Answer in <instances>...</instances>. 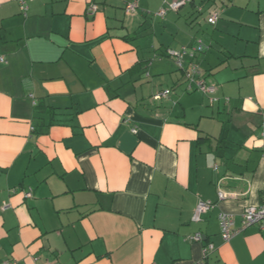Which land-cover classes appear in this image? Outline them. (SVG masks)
Listing matches in <instances>:
<instances>
[{
	"label": "crops",
	"instance_id": "crops-1",
	"mask_svg": "<svg viewBox=\"0 0 264 264\" xmlns=\"http://www.w3.org/2000/svg\"><path fill=\"white\" fill-rule=\"evenodd\" d=\"M173 1L0 0V264H264V223L219 224L264 203V0H221L215 25L211 0L205 27L206 0L157 15ZM199 41L215 103L167 54Z\"/></svg>",
	"mask_w": 264,
	"mask_h": 264
},
{
	"label": "built area",
	"instance_id": "built-area-1",
	"mask_svg": "<svg viewBox=\"0 0 264 264\" xmlns=\"http://www.w3.org/2000/svg\"><path fill=\"white\" fill-rule=\"evenodd\" d=\"M20 4V8L22 13L27 15L29 10V2L33 0H17ZM190 0H175L167 4V6L162 7L157 15L164 17L169 10H178L182 6L186 5ZM138 7L137 1L129 2L126 5L127 12H135ZM97 5L92 3L88 7L89 13H94L97 11ZM218 20V14L213 13L209 16L208 21L212 25H215ZM205 49L203 42L199 41V44L193 48V51L189 52L187 47L183 46L181 49H169L167 54L176 59L177 64L180 68L186 69L189 85L188 87L192 90L200 91L210 98L212 103H215L219 100L217 96L218 88L213 83H208L206 78L204 77L202 71L199 68V65L196 62L197 53H202ZM6 59L3 55H0V63L5 62ZM168 94V91H162L155 95V99H161ZM226 101H229V98H226ZM264 126V122H263ZM133 131H136L135 129ZM264 194V188H263ZM26 197L32 196V190H29L25 193ZM220 199L225 197V193L223 191H219ZM215 204L209 200H200L194 210L192 220L194 222H200L202 220L203 214L210 211L214 208ZM264 223V203L258 205H250L246 207V209L242 213V221L240 226L235 225V216L232 213L221 212L219 214V224L221 229V237L224 241H230L233 237L241 233L246 228L255 225V224H263ZM188 239L191 241L201 242L204 240V236L201 232H197L193 235L188 236ZM216 249V245L212 242H208V244L204 247V255L208 256L212 251ZM6 264H14L8 262ZM45 264H54L49 261Z\"/></svg>",
	"mask_w": 264,
	"mask_h": 264
},
{
	"label": "rangeland",
	"instance_id": "rangeland-1",
	"mask_svg": "<svg viewBox=\"0 0 264 264\" xmlns=\"http://www.w3.org/2000/svg\"><path fill=\"white\" fill-rule=\"evenodd\" d=\"M204 5H205V10L203 11L202 15L199 14V13H195V14L192 15V17L198 19L199 22L201 23V25L205 27L206 26V19H207L208 13L210 11L211 5H208V6H207V4H204ZM212 5H214L216 7V9L212 11V12L215 13V12H218L219 11V9H217V8H220V6L222 5V2H221V0H217V3L216 4H212ZM154 15H155V13H154ZM151 17H154V16H151ZM180 19H181L180 20L181 21L180 23H183L184 26H186L188 24L187 23L188 22V19L186 18V16L183 15ZM154 22L155 23L158 22V26H159V23H163V21L161 20V18H154ZM205 30L206 31H208V30L209 31H212L213 30V26H208V27L205 28ZM198 33L200 34L201 38H204V35H203L202 32H199L198 31ZM157 36H159L158 33H157ZM140 39H142V38H140ZM145 40L148 41V40H153V39H142L140 41V45L141 46H143V44H144L143 41H145ZM204 41L208 43V39H204ZM158 42H162L165 45L170 44V45H173V46H178V44H181L183 42V39H158ZM212 52H214V50H212ZM261 133H262V130H261Z\"/></svg>",
	"mask_w": 264,
	"mask_h": 264
},
{
	"label": "trees",
	"instance_id": "trees-1",
	"mask_svg": "<svg viewBox=\"0 0 264 264\" xmlns=\"http://www.w3.org/2000/svg\"><path fill=\"white\" fill-rule=\"evenodd\" d=\"M190 1H192L193 2V0H190ZM211 0H206V2H205V4H207L208 2H210ZM202 10V9H201ZM206 50V48L203 50V51H205ZM46 109V108H45ZM35 128V127H34Z\"/></svg>",
	"mask_w": 264,
	"mask_h": 264
}]
</instances>
